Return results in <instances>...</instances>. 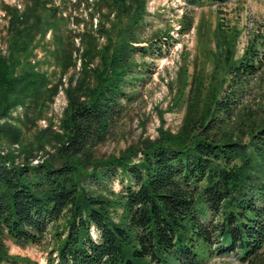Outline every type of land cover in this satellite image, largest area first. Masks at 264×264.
I'll return each mask as SVG.
<instances>
[{
    "label": "trees",
    "instance_id": "obj_1",
    "mask_svg": "<svg viewBox=\"0 0 264 264\" xmlns=\"http://www.w3.org/2000/svg\"><path fill=\"white\" fill-rule=\"evenodd\" d=\"M103 1L118 21L96 29L105 37L101 45L92 32L81 34L76 49L86 77L66 90L53 152L31 162L34 149L44 147V130L33 143L20 144L22 154L0 150V264L31 262L9 253L6 239L37 244L49 230L47 264H199L206 253L233 251L246 264L264 263V116L227 123L242 77L255 71L256 48L248 46L235 63V38L220 23L216 46L232 73L229 90L218 97L225 81L219 76L218 91L209 93L201 109L197 97L187 103L178 132L161 129L158 137L141 138L117 155L95 156L123 111L122 98L131 96L127 85L142 77L146 61L135 54L143 58L161 41L156 34L148 41L138 36L145 0ZM53 3L30 0L22 12L3 6L10 19L8 52H0V141L5 137L9 145L21 143L12 111L22 106L25 119L35 123L57 91L30 60L37 35L56 31L64 19ZM190 24L181 26L188 31ZM55 37L52 56L65 70L75 58L68 40Z\"/></svg>",
    "mask_w": 264,
    "mask_h": 264
},
{
    "label": "rangeland",
    "instance_id": "obj_2",
    "mask_svg": "<svg viewBox=\"0 0 264 264\" xmlns=\"http://www.w3.org/2000/svg\"><path fill=\"white\" fill-rule=\"evenodd\" d=\"M54 8L64 19L56 31L48 28L44 36L37 35L33 41V54L30 58L34 68L44 72L50 82L57 85L53 99L47 102L41 117L31 124L23 115V107L12 111L11 122L21 130V143L7 144V138L0 141V150L14 149L20 151V144H31L41 130H44V147L34 149L32 163L53 152L54 133H62L60 127L63 112L67 106L66 90L77 86L86 74L81 69V58L76 49L82 46V33L92 32L98 45L105 42L104 35L96 31L99 27L108 29L118 18L114 11L103 0H53ZM30 0H0V52L7 54V30L10 15L4 5L15 7L22 12ZM52 6V3H50ZM145 14L142 29L138 36L148 41L156 34L161 41L141 58L138 53L135 59L146 61L142 77L127 85L131 96L122 98L123 111L117 119L107 139L95 147V156L117 155L141 138L154 139L161 129L172 133L178 132L184 123L188 102L197 97L200 109L207 102L212 91H218L216 79H225L220 85L218 97L229 90L228 81L231 74L223 61V49L216 46L219 34L217 26L232 34L234 40L235 63L243 58L248 46L253 45L257 54L253 56L255 71L246 74L238 86L237 104L231 118L230 126H236L241 119L264 116V0H229L217 4L210 0H145ZM52 12V10H50ZM48 17V15H46ZM51 19V18H49ZM184 21L191 22L188 31L181 26ZM126 22V19L120 21ZM187 26V25H186ZM167 32L169 38L163 37ZM60 34L68 40L69 49L75 58V64L62 70L52 56L57 47L55 35ZM146 41L137 45H146ZM155 42L158 43V40ZM94 64V63H93ZM215 78V79H214ZM183 82L185 83L184 86ZM219 85V83H218ZM182 87V89L180 88ZM181 90V91H180ZM182 92V93H181ZM225 94V93H224ZM179 95V97H178ZM226 97V96H225ZM245 115V116H244ZM249 116V117H248ZM19 117V119H17ZM250 120V119H249ZM52 134V136H51ZM38 136V135H37ZM47 140V141H46ZM19 154V153H18ZM22 155L17 161L21 160ZM113 188L118 190L120 184L114 181ZM60 224L63 220L60 219ZM49 232L37 244L19 246L6 239L8 252L27 257L31 262L15 264H47L48 252L53 246ZM10 264V263H9ZM199 264H246L239 261L237 252L230 254H204ZM264 264V263H261Z\"/></svg>",
    "mask_w": 264,
    "mask_h": 264
}]
</instances>
